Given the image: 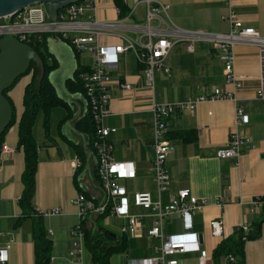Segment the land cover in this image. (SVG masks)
<instances>
[{
	"label": "crops",
	"instance_id": "obj_1",
	"mask_svg": "<svg viewBox=\"0 0 264 264\" xmlns=\"http://www.w3.org/2000/svg\"><path fill=\"white\" fill-rule=\"evenodd\" d=\"M169 5L168 14L173 24L186 31L203 30L227 32L229 23L221 16L226 13L225 0H155ZM114 0H102L95 12L98 19L119 20L125 23L144 22L145 5L139 4L130 17L120 16ZM233 9L247 26L254 27L264 36V0H234ZM132 37L136 33L128 31ZM56 36L57 38H54ZM102 42L116 44V31L103 35ZM47 44L57 61L49 79L65 105H58L50 112L48 131L41 121L34 125L33 136L38 143V163L35 174L34 210L41 215L46 237L51 241L50 264H73L68 251L72 248L70 230L78 216L71 199L80 191L94 203L104 192L96 178L97 157L88 147V136L77 122L88 112L85 98L80 93L68 91L66 82L79 67H93V56L84 51L75 54L69 44L57 35H48ZM234 71L242 76L241 87L226 81L224 65L214 43L199 39L188 51L186 41L175 43L164 58L170 70L154 71L153 87L145 84L144 66L139 64L131 51L120 53L117 63L108 69L112 84L110 104L104 125L114 128L108 135L110 156L117 162H132L135 176L119 179L125 186L129 211L145 214L147 210L133 204L135 192H149L152 199L158 193L149 167L153 159L152 103H169L192 100L211 93L216 87L227 94L226 99L198 102L192 109H183L170 119V130L193 129L196 138L183 141L177 136L170 140L172 149L165 164L169 185L161 194L163 204L171 194L180 189L190 191L206 200L200 212L193 215V230L201 234V244L213 253L222 240L209 234L207 227L212 219L224 221L228 231L258 217L257 209L251 210L250 200L264 194V97L257 94L261 87V62L257 45L239 42L233 45ZM6 92L12 102L14 123L3 136V142L14 151L0 165V246L10 242L6 264H34V244L31 235V217H23L18 199L23 190L22 172L24 153L18 147V121L23 112V93L31 73L25 74ZM21 80V79H20ZM130 82L133 89H124L120 83ZM248 116L247 122H237V111ZM169 130V131H170ZM235 131L248 139L237 157H218L217 151L226 145ZM83 149V150H82ZM77 164V165H76ZM261 207V206H260ZM58 209L51 215L40 212ZM95 219L97 215L93 216ZM93 218V219H94ZM100 226L113 237L116 229L121 235L126 218L106 214L98 219ZM152 218L144 216L140 236L128 238L123 252L109 257L110 264H127L128 258L151 257L159 244L157 238L147 233ZM182 230L180 216H170L163 225L165 234ZM12 238V239H11ZM83 264H96L92 248L83 240ZM245 264H264V222L260 237L245 242ZM87 251V253H86ZM181 264H197V252L177 255ZM221 264H226L222 261Z\"/></svg>",
	"mask_w": 264,
	"mask_h": 264
},
{
	"label": "built area",
	"instance_id": "obj_2",
	"mask_svg": "<svg viewBox=\"0 0 264 264\" xmlns=\"http://www.w3.org/2000/svg\"><path fill=\"white\" fill-rule=\"evenodd\" d=\"M102 0H78L64 5L57 12V18L49 19L47 9L43 3H33L22 9L0 17V38L12 37L27 43L31 36L57 35L66 41L71 49L89 52L94 63L91 71L80 73L85 85L86 104L92 115L96 128V139L93 146L96 151V171L101 183L104 196L94 203L83 192H78L71 203L76 208L78 222L70 230L72 248L68 251L69 260L73 264H83V240L85 231L83 223L94 215L103 212L126 218L121 232L125 235L140 236L144 216L152 218V225L147 233L159 241L155 254L151 257L133 259L128 258L127 264H181L177 255L197 252V264H214L212 254L201 244V234L193 230V215L200 212L206 205L204 198L194 195L190 189L184 188L171 194L165 204L161 201V194L169 185V173L165 164L172 149L166 134L170 127V119L183 109H192L198 102L205 100L226 99L228 96L222 90L213 87L211 93L203 94L195 99L152 103L153 137L151 147L153 159L149 170L154 179L158 199L153 200L149 192H135L133 204L147 210L145 214H133L129 211L125 186L118 183L119 179L132 178L135 169L132 162H117L110 156L111 145L108 135L115 131L104 125V118L108 114L111 99L112 84L108 69L118 61L120 53L131 51L137 62L144 66L145 84L152 88L154 71L161 70L168 73L169 68L164 65V58L172 46L180 41H186L188 51L193 50V43L199 39L211 40L219 52V58L224 65L226 81L233 83L236 88L241 87L242 76L234 71L235 54L233 45L239 42L257 45L261 62V87L257 90L259 96L264 97V36L254 27L245 25L233 9L234 0H225L227 11L221 16L229 23L227 32H208L203 30L186 31L175 26L168 14L169 5L155 0H122L127 11L123 16L130 17L139 4L145 5V18L140 23H125L124 19H98L95 15ZM119 11V9H118ZM122 16V17H123ZM116 31L119 42L113 45L102 42L103 35ZM136 33V37L128 34ZM124 89H133L130 82L120 83ZM236 121L247 122L248 116L237 111ZM246 136L233 131L226 145L217 151V156L237 157L247 142ZM14 149L2 142L0 144V165ZM77 165V164H76ZM251 210H259L264 200L259 197L249 202ZM58 209L40 212L42 215L58 213ZM178 214L182 222V230L177 233L165 234L164 222L173 214ZM90 224V222H89ZM248 223L238 225L244 231ZM237 227V226H236ZM234 229V228H233ZM210 235L224 239L232 231H228L224 221L220 218L212 219L207 227ZM12 239V238H11ZM10 242L0 246V264L7 263V251ZM228 261L233 257L228 255Z\"/></svg>",
	"mask_w": 264,
	"mask_h": 264
},
{
	"label": "trees",
	"instance_id": "obj_3",
	"mask_svg": "<svg viewBox=\"0 0 264 264\" xmlns=\"http://www.w3.org/2000/svg\"><path fill=\"white\" fill-rule=\"evenodd\" d=\"M119 8V15L123 16L127 9L123 5L122 0H114ZM59 37V36H58ZM60 38V37H59ZM61 39V38H60ZM27 43L32 46L39 54L43 62L44 74L40 85L38 84L40 76V67L34 62L31 63L29 69L25 74L31 73L30 81L26 84L23 93V112L18 121V147H21L24 153V170L22 172L23 190L18 199V203L22 209L23 217H31V235L34 244V264H50L51 241L46 237V232L43 226L41 215H38L34 210L32 198L35 192V174L38 163V143L33 136V127L39 116L42 117V123L48 131L50 112L58 105H65L62 98L56 92L55 87L49 79V74L57 67V61L50 52L47 44V35L41 37L31 36ZM75 54L78 51L72 49ZM91 68L77 67L74 71L73 77L66 82L68 91L71 93L85 94L84 83L79 77L80 73H88ZM3 94L9 100L12 106V120L6 127L1 136L0 144L3 142V136L11 124L14 123L13 105L6 92ZM85 116L77 122L79 129L88 136V147L94 149L93 143L96 139L95 123L92 119L89 108ZM177 136L183 141H193L196 134L193 129L173 131L170 130L167 137ZM83 150V149H82ZM96 154V151H95ZM96 171V170H95ZM96 178L99 180L96 171ZM85 194L84 191H81ZM86 195V194H85ZM87 196V195H86ZM264 200V194L260 197ZM103 212L97 215L96 219L92 217L83 223L86 243L92 248L95 254L96 264H110L109 257L114 253L123 252L127 246L128 238L125 235L112 236L108 230H104L98 219L106 215ZM94 218V219H93ZM90 222V224H89ZM264 222V204L258 210V217L251 221L248 225L247 231L242 227H235L232 233L222 239L214 248L212 258L214 264H221L225 261L226 264H245V242L253 240L261 235V226ZM228 255L233 257L232 261H228Z\"/></svg>",
	"mask_w": 264,
	"mask_h": 264
},
{
	"label": "water",
	"instance_id": "obj_4",
	"mask_svg": "<svg viewBox=\"0 0 264 264\" xmlns=\"http://www.w3.org/2000/svg\"><path fill=\"white\" fill-rule=\"evenodd\" d=\"M76 1L78 0H0V17L20 10L26 5L38 2L45 4L49 19L54 20L57 18L59 9ZM54 38L57 37L54 36ZM32 62L40 67L38 80L40 85L44 67L42 59L36 50L28 43L21 42L16 38H0V141L13 116L12 106L3 92L27 72Z\"/></svg>",
	"mask_w": 264,
	"mask_h": 264
},
{
	"label": "rangeland",
	"instance_id": "obj_5",
	"mask_svg": "<svg viewBox=\"0 0 264 264\" xmlns=\"http://www.w3.org/2000/svg\"><path fill=\"white\" fill-rule=\"evenodd\" d=\"M81 54H83L82 56H86V55H87V54H84V52H82ZM24 77H26L25 74H23V75L20 77L21 80L19 79L18 81H22V79H23ZM39 120L41 121V127H42L43 131L45 132L46 130H45L44 126H43V123H42V117H41V116H39V118L36 120L35 124L38 123ZM35 124H34V125H35ZM33 128H34V127H33ZM77 222H78V221H77ZM76 224H77V223H76ZM114 226H115L114 233H115L116 235H120V234L118 233V230L116 229V225H114ZM86 253H87V251H86Z\"/></svg>",
	"mask_w": 264,
	"mask_h": 264
},
{
	"label": "bare ground",
	"instance_id": "obj_6",
	"mask_svg": "<svg viewBox=\"0 0 264 264\" xmlns=\"http://www.w3.org/2000/svg\"><path fill=\"white\" fill-rule=\"evenodd\" d=\"M81 78V77H80ZM82 81H83V79H82ZM83 83H84V81H83ZM84 85H85V83H84ZM225 93V92H224ZM226 94V93H225ZM203 95V94H202ZM87 108H88V106H87ZM88 110V109H87ZM170 127H171V123H170ZM170 127H169V129H168V131H167V134H168V132H169V130H170ZM167 134H166V137H167ZM138 207V206H137Z\"/></svg>",
	"mask_w": 264,
	"mask_h": 264
}]
</instances>
